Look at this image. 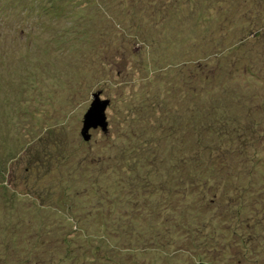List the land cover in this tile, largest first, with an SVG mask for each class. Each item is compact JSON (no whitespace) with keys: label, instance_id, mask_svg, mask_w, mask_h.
<instances>
[{"label":"rangeland","instance_id":"rangeland-1","mask_svg":"<svg viewBox=\"0 0 264 264\" xmlns=\"http://www.w3.org/2000/svg\"><path fill=\"white\" fill-rule=\"evenodd\" d=\"M55 1L0 0V264H264V0Z\"/></svg>","mask_w":264,"mask_h":264},{"label":"trees","instance_id":"trees-1","mask_svg":"<svg viewBox=\"0 0 264 264\" xmlns=\"http://www.w3.org/2000/svg\"><path fill=\"white\" fill-rule=\"evenodd\" d=\"M37 1H39V0H24V2L26 4V7L29 8V9L35 7L33 2H37ZM49 1L53 3V7L54 8H58L57 5L60 4L58 1H55V0H49ZM90 2H91L90 0H87L84 3L85 4H89ZM74 13H75V11L72 12V13H66V14L64 13V15L66 16V18H68L71 15H74ZM198 66H197V68H199ZM192 100H194V99H192ZM200 111H197L193 115L190 112L189 119L188 118L186 119L187 121L195 122L194 126H195V132L196 133L194 132V129H193V132L195 134L193 135V140L194 141H192V146H193L194 150H197V151H195V154H196V152H199L198 155H201V156L204 157L205 156L204 153L206 151L211 152V155H214V153L216 152L215 157L218 158V159H222V151H221V149L225 150L227 146H223L222 147V145H220V146H216L215 145V147H214V142H213L212 138L210 137V133H209L210 129H211L210 124H209L210 121H209V118H208L209 115L203 114V110L202 109ZM188 112H189V109H188ZM218 122H219L220 126H224V128L229 126V123L225 122L224 120L218 119ZM242 130L245 131V128H242ZM243 133H245V132H243ZM216 149H220L219 152ZM177 153H179V152H176V155H177ZM176 155L174 156V161H176V163H177L179 161L177 159L178 155L177 156ZM179 157H180L179 159H180V162H181L183 160L184 155L183 154L179 155ZM185 159H186V157H185ZM195 160H196V162L199 165H204V162L202 163L201 160L199 159V157L196 156V155H195ZM125 162H126V159H123L120 162V165L122 164L121 165L122 170L125 169V166L123 165ZM177 165H178V163H177ZM107 167H109V165ZM101 168H102V165H100L99 169H101ZM206 169L207 168H204V169H201L200 171L204 172V170H206ZM90 176H91V174H90ZM91 178H92V181H90V182L91 183L93 182V184H96L97 182L94 181L95 177H91ZM168 178H169L168 180L171 181L170 183H177V185H178L180 190H181L180 187L185 185V184H183V180L186 179V177L181 176L179 174V171L176 170V169H173V171H171V173L168 175ZM164 184H166V182ZM178 187H177V190H178ZM163 188H164V190H167L166 189V185H163ZM257 199H258V197H252L250 202L253 204L255 202V200H257ZM235 217H237V219H238V222H236L235 224H238V223H241V222H244V224H245V221L248 220V217H246L245 220L243 221V215L241 213L235 214ZM239 229H241V228H239Z\"/></svg>","mask_w":264,"mask_h":264},{"label":"water","instance_id":"water-1","mask_svg":"<svg viewBox=\"0 0 264 264\" xmlns=\"http://www.w3.org/2000/svg\"><path fill=\"white\" fill-rule=\"evenodd\" d=\"M100 94H95V100H93L91 107L84 117L82 133L86 140L91 137L90 130L92 128L102 127L104 130H107L106 108L110 101L109 99H102Z\"/></svg>","mask_w":264,"mask_h":264}]
</instances>
